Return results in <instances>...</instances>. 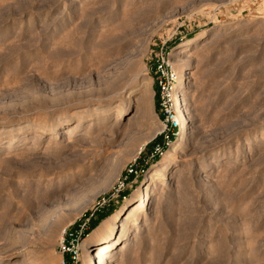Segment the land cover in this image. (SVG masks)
<instances>
[{"label":"rangeland","instance_id":"rangeland-1","mask_svg":"<svg viewBox=\"0 0 264 264\" xmlns=\"http://www.w3.org/2000/svg\"><path fill=\"white\" fill-rule=\"evenodd\" d=\"M161 53L191 98L170 156ZM163 162L115 264H264V0H0V264H74L80 229L90 264Z\"/></svg>","mask_w":264,"mask_h":264},{"label":"bare ground","instance_id":"bare-ground-1","mask_svg":"<svg viewBox=\"0 0 264 264\" xmlns=\"http://www.w3.org/2000/svg\"><path fill=\"white\" fill-rule=\"evenodd\" d=\"M198 41L197 38H194L184 44L182 48H179L178 52H176L175 55H183L186 52L191 49L190 47H193V45ZM186 69L192 67L190 62L186 63ZM185 78H189V76H180L177 84V89L179 87H184L182 85L186 84ZM178 96H180V99H176L175 101V112H176V118L180 120V137L178 139V142L173 145V147L168 151L169 156L174 155L178 152L181 143L183 141V138L187 136V126L185 124V121L188 119V114L190 112L191 106L190 104V95L187 91H181L178 93ZM119 104H117L118 106ZM122 111V110H121ZM120 110L117 111L116 118L117 120L122 119L124 117V114ZM137 112L132 114V117L136 115ZM139 124L137 122L135 125ZM77 128H72L70 131H67L65 129H56L53 132H55L58 136H73V133L76 132ZM166 163L163 162L160 164L158 169H155L153 171V174L149 176V182L145 183L142 187V192L138 199L134 201L128 209L125 210L124 214L118 213L114 219L108 223V226L106 228V234L102 238V240H99L96 245V247H93L90 250L89 255V263L90 264H115V255L123 250H126L128 245L127 244V238H128V232L129 229L136 226V229L139 228L138 226L142 222V218L139 214L141 209L144 207V200L148 197L152 181H154V177L156 174L160 172L166 171ZM120 229V231H119ZM118 231V232H117ZM105 233V232H104ZM138 233V232H137ZM118 242V243H117ZM85 243V242H83ZM120 243V244H119ZM119 244L120 247L115 250L114 245Z\"/></svg>","mask_w":264,"mask_h":264},{"label":"built area","instance_id":"built-area-1","mask_svg":"<svg viewBox=\"0 0 264 264\" xmlns=\"http://www.w3.org/2000/svg\"><path fill=\"white\" fill-rule=\"evenodd\" d=\"M154 65L156 84L160 94V106L164 116L162 132L168 138L176 128H180V120L176 118V112L171 106L172 93H174L175 71L172 63L162 53L157 55ZM82 230L80 229L78 232L75 230V233L69 234V239L63 238L62 240L63 252H70V257L74 264H77L79 259L78 240L83 234Z\"/></svg>","mask_w":264,"mask_h":264}]
</instances>
